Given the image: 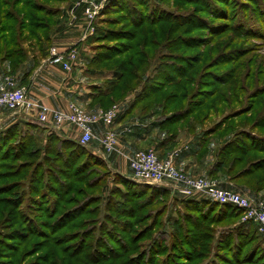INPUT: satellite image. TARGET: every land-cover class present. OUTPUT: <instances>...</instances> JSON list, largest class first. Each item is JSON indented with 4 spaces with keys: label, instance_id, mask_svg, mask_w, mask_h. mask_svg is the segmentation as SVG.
<instances>
[{
    "label": "trees",
    "instance_id": "1",
    "mask_svg": "<svg viewBox=\"0 0 264 264\" xmlns=\"http://www.w3.org/2000/svg\"><path fill=\"white\" fill-rule=\"evenodd\" d=\"M48 1L60 3L66 0H0V67L6 66L7 75L23 71L22 83H27V79L38 67L41 59L49 55L51 37L58 23L60 8L47 4ZM122 1L108 0L101 12L110 10V12L120 13L112 18H105L104 22L109 28L99 35L98 38L101 40L96 43L102 42L103 44L99 46V50L97 49L89 61V65L99 69L90 73L108 74L109 76L106 77L102 86L90 88L89 107L91 109L98 108L101 112H106L117 108L119 112L115 119L116 122L132 120L137 111L140 115L138 117L140 122H147L153 116L152 113L158 110L162 118L160 121H154L160 123L154 124L153 127L166 129L175 128L189 118L195 121L189 124L202 123L201 121H205L210 113H218L223 105L229 107L237 101V92H243L245 87H237V69H233L232 65H236L244 54L237 48L231 49L229 42L223 45H213L217 37L227 32L233 31L236 34V30L229 26L223 28L219 22V20L227 19L226 12L219 7V11H216L214 15L220 17H215L216 21L211 23L200 16L205 13V9H207V14H212L211 10L204 6L198 8V11L195 8L191 12L185 10L181 14H175L152 6L149 0H128L126 5ZM249 1L255 2L256 0ZM222 2L227 5L226 0ZM204 3L203 0H182L183 5ZM196 30L209 32V36L191 35V32ZM106 42L108 44H105ZM211 45L214 47L208 48ZM222 46L227 49L215 53L218 48H223ZM28 48L33 51L37 50L39 54L30 56ZM191 48L204 49L196 54H188ZM160 50H166L168 53H161L160 61H158L156 58L159 57ZM153 61L158 62L153 63ZM260 87L256 86L250 92L248 103L242 108L241 114L257 109L255 120L243 123L244 128L235 132L234 137L220 147L209 171V179L217 181L222 187L229 188L228 184H232L236 190L248 194H250L248 190L255 193L264 191V112L262 113L257 108L259 105L255 102L257 98L264 95V88L261 90ZM222 88L225 90L220 92ZM134 92L136 94L133 101L129 106L123 107L122 103L125 102L126 97ZM164 112L170 114L164 116ZM260 113H262L260 118L263 122H258ZM199 119L200 122H197ZM249 123H251L250 129L246 130L245 126ZM223 124L224 122H218L206 134L212 135L219 132ZM26 126L27 131H22L19 124L10 125L0 131V157L6 155L9 150L13 152V155H6L5 160L10 158L18 160L22 156L31 157L41 151L40 148L38 151H28V149L35 148L39 143L38 136L44 129L43 125L35 121ZM175 136L169 134L168 138L158 143L157 149L160 156H157L160 159L172 150L174 146L172 140ZM196 144V147H199V143ZM12 146H14L13 151L10 149ZM41 152L45 154V158L51 157V160H46L49 167H46L44 173H40L42 177H46L49 182L58 184V186L60 179L68 180L69 185L60 191L47 186L46 180V191L43 192L45 196L42 204L38 199L31 198L26 201L25 197L20 198V194H17L13 187L16 182L0 185V228L12 226L8 232L0 230V264H22L42 249H45L44 254L26 264H70V259L79 256L81 259L77 261L78 264H94L95 260L99 262L113 261L115 258L121 260L123 256L129 254L132 256L126 262L129 263L131 260L133 264H141L143 261L146 264H185L184 262H193L202 258V253L207 252L208 246L205 242L208 241V236L205 232L208 230V225H216L224 220H237L242 215L239 209L231 205L218 204L204 198L179 197L183 199L181 205L186 211L179 214L178 220L171 224L168 232H165L166 229L162 226L159 228L164 234L162 241L168 237L172 239L169 248H173V252L166 250L159 242L157 243L156 238L150 239V242L138 251L139 242L145 238L146 232L155 226L157 210L150 218V224L145 226L143 231L134 234L132 239L115 238L117 235L115 227L123 224L124 221H129L126 225H130L137 219L138 212L152 206L157 197L169 195L170 191L162 186L137 183L121 178L122 183L130 187L132 191L131 199L137 201L132 206L135 215H133L134 212L129 211L130 214H127L124 220L117 219V216L113 220L107 217L106 223L108 221L111 227L108 228L107 224H103L102 228L101 226L94 228V232L99 230L98 233L102 236H98L89 245L85 239L91 236V234L88 235L90 228L77 227L75 221L82 217H87L84 224L90 221L89 217L95 215L96 212L92 208L96 201L81 190H74L71 183H83L86 180L91 173L86 167L90 161L98 167H104L105 161L92 153L89 148L80 146L76 141L61 138L53 132L45 139V146ZM82 158L84 160H81ZM5 160L0 162V169L6 168ZM38 169L37 174L40 172V167ZM81 170H84L83 173L80 172ZM9 171L6 170L0 175L11 173ZM21 176V173L13 175L14 178H21ZM6 177L8 176H0V179ZM100 177H95L94 181L89 183L90 189L94 187H92L94 182V185H97L96 181H100ZM117 177L120 179L119 176ZM48 192L54 196L53 199L48 198ZM34 193L37 194V192ZM71 194L73 195L70 196ZM74 196L84 198L77 202L78 199ZM120 196L123 198L121 194ZM262 201L264 202V198ZM23 205L26 210H22ZM166 205L168 206L167 202ZM125 207L127 205L117 201L111 209L120 214V211H125ZM33 211L40 215L36 214L35 219L31 218L32 215L26 216L27 213L32 214ZM68 228L78 230L61 237H51ZM132 228L133 226L130 225L128 230L127 227L123 230L120 227L117 231L120 230L123 235H126ZM43 229H48L50 235L44 234ZM230 232L226 234L220 232L217 239L219 242L222 238L225 240L226 248L222 251L226 254L231 256L239 253L238 256L243 258L237 260L241 262L243 259L251 260V262L246 260L247 262L241 264H254L252 258L256 257L257 253L264 256V249L256 246L257 243L252 235L242 234L236 230ZM33 237H39L42 240L21 252V248ZM66 237L73 238L65 242ZM107 240L120 250L109 248V244L105 242ZM245 240L246 242L241 247L242 241ZM219 242L214 246L215 251L222 247ZM250 242L254 244L247 250ZM42 243L45 244L42 246ZM67 245L72 246V252H69ZM75 249L76 252H73ZM163 254H165L164 258L158 260L157 258ZM157 255L158 257L155 258ZM120 264L123 263L120 262ZM258 264H264V260Z\"/></svg>",
    "mask_w": 264,
    "mask_h": 264
},
{
    "label": "rangeland",
    "instance_id": "2",
    "mask_svg": "<svg viewBox=\"0 0 264 264\" xmlns=\"http://www.w3.org/2000/svg\"><path fill=\"white\" fill-rule=\"evenodd\" d=\"M67 1L68 0H66L65 2L64 1L60 2V3L48 1L47 4H49L53 7L54 6L61 7ZM76 1H75V3H76ZM127 1L128 0H123L122 2H124V4L126 5ZM149 1H150L151 5L153 4L152 6L158 7V9L161 8L162 10L169 11V12L175 13V14L176 13L181 14L185 10L191 12L195 8H196L195 10L198 11V8H202L204 6L205 8L210 9L212 14H210V15L207 14V12H206L207 9H205V13L201 14L200 16L203 19L208 20L211 23L216 21L215 17H220L217 15H214V13L216 11L217 12L219 11L218 8L220 7L219 9L226 12L227 16H228V17H226L227 19L219 20V22L223 25V28H226L225 26H229L233 30H236V34L233 31L227 32L226 34H223V35L217 37L213 42V45L214 44H222L223 45L224 43L229 42L228 45L229 44L231 45L230 46L231 49L237 48L241 53L244 54V57L240 61H238V63L236 65L235 64L232 65L233 69H237V73H236V78L238 79L237 87L238 88H242V86L245 87L243 89L244 90L243 92H240V91L237 92V95H236L237 101H235V103L233 102L232 105H230L229 107L223 105L221 107V110L218 113H212V114L210 113L207 116V118L205 119V121H201L202 123H195L194 125L189 124V122H195V121H193L192 118H189L186 120V122L182 123L181 125H179L175 128L170 127V128H166V129H162V128L158 129L156 127H153V126H155L154 124L160 123V122H154V121H160L162 118V115H160L158 110L156 111L157 113L156 112L152 113L154 117L152 116L150 118V120H148L147 122H140V119L138 118L140 116L138 114V111L135 113L134 117L132 118L133 121L128 122V124H133V123L143 124L144 127L141 126L140 128L145 131V133H144L145 135H149V137L147 136L148 137L147 140L143 143L144 147L140 148L139 150L151 149V150L155 151L156 153H158L159 152V150L157 149L158 143L161 142L162 140H164L165 138H168L169 134L176 135L175 138L173 137L174 139L172 140L173 145H174L172 150L167 152L165 154L164 158L167 155H169L170 153L177 151L179 149L178 145L180 143V139H179L180 137L183 138L184 141L191 139V141L194 140L193 143L198 142L199 147H196V149L194 151V155H197L198 162H200L201 164L198 165L197 168L195 167L196 168L195 171L196 170L197 171L194 173V175H196L197 177L210 178L209 177V171H210L212 165L214 164V162L216 160L215 156H216L217 151L220 149V147L225 142H229L234 137L233 134L235 132L244 128L243 123L253 122L256 118L255 113H256L257 109H255V110H253L247 114H243V115H241V114L243 112L242 108L246 107L245 105L248 103V95L250 94V92L254 88H256V86H258V87L261 86L260 87L261 90H262V88H264V87H262V86H264V12L263 13L260 12L261 11L260 9H262L264 11V0H256L255 2L254 1L250 2L249 0H226L227 5L223 4V2H222L223 0H203V2H205V3L200 4V5H194V4L183 5L182 0H149ZM75 3H74V6H75ZM181 4H182V6H181ZM103 9H104V7H103ZM102 10H101V12H102ZM257 10L259 11V13ZM101 12L98 15V17L96 18L92 32L87 35V42L89 45V52H90L89 55L90 56L87 57V63H84V67H85L84 72L87 74L88 77L90 76L91 80H94V77H97L96 81L97 82L99 81V83L96 85H93V86H102L104 80L108 76V74L107 75H103V74L102 75H98V74L95 75V74L90 73V72H96L97 70H99L96 67H94L93 65L92 66L89 65V61L93 58L94 54L97 52V49L99 50V48H100L99 46H101L103 44L102 42L96 43V41L101 40V38H98L99 35L101 33H103V31L106 28H109V26L104 22L105 18H112L114 16H117L118 13H120V12H116V11L110 12V10L104 11L103 13H101ZM194 34L195 35L200 34L198 36H202V37L203 36L204 37L209 36L208 35L209 32L199 31V30L191 32V35H194ZM105 44H108V43L106 42ZM25 46L27 48V45H25ZM213 47L214 46L211 45V47L209 46L208 48H213ZM203 49H201V48L200 49L199 48H193L192 49L191 48L188 50V54H196ZM226 49L227 48H225V47L218 48L215 53L223 52ZM28 50L30 52V56L36 55L38 53L37 50L33 51L30 48H28ZM64 51H66V50H64ZM161 53L167 54L168 52L166 50H160L159 57L156 58V59H158V61H160L159 58H161L160 57ZM157 62L153 61V63H157ZM70 71H71V69L69 71H66V72H70ZM224 90L225 89L222 88L220 92H223ZM237 90H239V89H237ZM135 94L136 93L134 92L131 95L126 97L125 102L122 103L123 107L129 106V104L133 101ZM255 102L259 105L257 108H259L260 111H262V113H263L264 112V95L257 98ZM77 105L84 108V105L82 104L81 101H79L77 103ZM112 109H114V108H112ZM237 112H239V113H237ZM262 113H260V115H258L259 118L261 117ZM166 114H170V113L169 112L163 113L164 116ZM223 118H224V121H222ZM197 122H200V119ZM218 122H224L220 131L217 133L215 132L212 135H207L206 133L209 132ZM258 122H263V119L260 118V120ZM32 123L33 122L26 120L25 122H17L15 124H19V127L22 131H27L28 127L26 126V124H32ZM250 124L251 123H249L245 126L246 130L250 129ZM43 128L44 129L41 130V134L39 133V136H38V142L39 143L36 144L35 148H29L28 151L29 150H37L38 151L39 148L42 151V149L45 146V139L50 135V133L53 132L56 135H58L59 131L56 132L47 126H44ZM146 133H150V134H146ZM181 133H182V136H180ZM87 148H88V146H87ZM10 149H12V151H13L14 146L10 147ZM41 151H38L36 154H34V156H31V157L30 156H22L18 160H16L15 158H10L9 160H5L6 155H11V156L13 155V152H10V150L7 152L6 155H2L0 157V162H3L5 160L6 168L0 169V173L5 172L6 170H10L9 172H11V173L0 175L2 177L8 176L5 179H0V185L7 183V182H16V183H14L13 187H15V191L17 192V194H20V198L25 197L26 201H28L31 198L33 200L38 199L40 201V204H42L44 202L45 194L43 192L46 191L45 182L47 179H46V177H42V175L40 173H44V171H46V167H49V165H47L46 160H51V157L45 158V154L42 153ZM98 157L103 159V157H101V156H98ZM81 160H84V159L82 158ZM203 161H206L205 167H204ZM91 162L92 161H90V163H88L86 166L88 168L87 170L91 171L90 175L86 177V180L83 183H78V182L77 183H71L73 185L74 190H81L82 192H84L85 195L92 196L93 200L96 201L93 203L92 208H94V210L97 213L95 212V215L89 217L90 221H88L86 224H84L85 223L84 220L86 221L87 217H82V218L78 219L77 221H75V224H77L76 225L77 227L83 226L82 227L83 229L84 228H90V230H88V235L91 234V236L89 235L90 237L85 239L86 243L89 245H91L96 240V238L98 236L99 237L102 236L101 233H98L99 230L94 232V228H99L100 226L102 228L103 224H107V227L110 228L111 224L108 221L106 223L107 217L112 219V220L116 216H117L116 218L117 219L119 218V220L126 219V215L130 214L129 211H132V213L135 211L134 209H132V206H134L135 202H137L134 199H131L132 191H131L130 187H127V185L123 184L122 180H121V178L122 179L125 178V179H128L129 181L136 182L133 179L132 173H130L129 170H127V171L125 170L122 173H120V172L112 169L111 167H108V165L106 163H105L104 167H98ZM18 164H21V165L18 166ZM38 167H40L39 174H37L38 170H39ZM202 167H204V168H202ZM34 169H36V170H34ZM14 170H16V171H14ZM83 171L84 170H81L80 172L83 173ZM18 173L22 174L21 178H14L13 175L18 174ZM10 176H12V177H10ZM99 176H101L99 179L100 181H96L97 182L96 186L94 185L95 184V182H94L92 184V187L93 186L94 187L92 189H90L91 185H89V183L91 181L93 182L95 177L98 178ZM117 176H119L120 179H118ZM23 178H26V179H23ZM68 185H69V181L64 180V179H60V185L59 186H58V184H55L53 182H49L47 180V186H49L50 188L59 189L60 191H62V189ZM228 185H229L228 186L229 188L236 190V188L232 184H228ZM248 191L250 193L249 194L250 196L257 198L258 200H262L264 198V191H262L260 193H255V192H252L250 190H248ZM34 192H37V194ZM120 194L122 195L123 198H121ZM38 195H41L42 197L38 196ZM72 195L73 194H71L70 196H72ZM47 196H49L48 198H50V199H53V197H54L50 192L47 193ZM74 197H75V199H78L77 202H79L80 200H83V198H84V197H80V196H74ZM143 198H145V197H143ZM39 201H37V202L39 203ZM117 201H121L125 205H127V207H125L126 208L125 211H120L121 215L115 213L111 209ZM31 202H33V201H31ZM34 202H36V201H34ZM166 202L168 203V206L166 205ZM181 202H183V199L172 194L171 192L167 196L157 197V200L155 202H153L152 206H149V207L143 209L141 212L137 213V215H136L137 219H135V221L130 224L133 226V228L129 233H127L126 235H123L120 230L117 231V228H120V227H121V230H123L126 227L128 230L130 225L127 226L126 222H129V221H124L123 224H118L117 227H115L116 228L115 233L117 232L116 233L117 235H115V238L117 237L119 240H122V238L132 239L134 234L141 232V230L143 231V228H145V226H148L150 224V222H151L150 218L153 217L155 211L157 210V214H156L157 218H156L155 226H153V228H151L148 232H146V234H145L146 236L144 239H142L139 242V244L137 246V248H139V249H137V250L140 251L144 246H146L150 242V239L156 238L157 243L159 242L163 247L166 248V250L173 252L172 251L173 248H171V249L169 248V247H171L170 243L172 242V239H170L168 237L166 240L162 241V236L164 234L162 233V230L159 228L164 227L166 229L165 232H168L169 231L168 228L172 226L171 224L178 220L179 214H183L186 211V210H184L183 206L181 205ZM110 205H111V207H109ZM129 206H131V207H129ZM25 208H26L25 205H23L22 210H26ZM36 214L40 215L39 213H35L33 211L32 214L27 213L26 216L32 215L31 218L35 219V217L37 216ZM133 215H135V212ZM148 217H149V219H148ZM48 221L49 220L47 219V222ZM34 223H36V221H34ZM81 223L84 225H82ZM122 225L124 226V228ZM93 226H95V227H93ZM11 227L12 226L9 225L8 227L0 228V230H1V232H8L11 230V229H9ZM76 228L75 229L74 228H72V229L68 228L65 230H61V231L57 232L56 235H54V236L51 235V237L57 238V237L64 236L65 234H72L73 232H77V231H75V230H78ZM207 228H208V230L205 232L206 236H208V239H207L208 241L205 242V245L208 246V249L206 250L207 252L202 253V258L195 260L193 262H184L183 261L185 264H211V263H213V264H241L242 262H247L246 260H248V259H243L242 262L237 260L238 258H243V257L238 256L239 253H238V255L234 254V255L230 256V255L226 254L224 251H222V249L226 248V246L224 245L225 240L223 238H222L221 242L217 241V239L219 238L220 232H222V233L224 232V234H226V233H231L230 231L236 230L237 232H240L242 234L244 233V234L252 235V237L255 238V243H257L256 246L260 247L261 249H264V237L259 235L257 233V231H255V227L252 223H243L241 221V218L237 219V220H231V221L224 220V221H221V223L216 224V225H208ZM40 230H42V229H40ZM43 230H44L43 231L44 234L47 233L48 236L50 235V232L48 229H43ZM70 238H73V237H66L65 242H68L70 240ZM41 240L42 239H40L39 237L31 238L30 241L27 242L21 248V252L28 250L29 248H31L33 246V244L35 242H41ZM99 240L101 241L102 239H99ZM105 242L107 244H109V248H113V250H117V251L120 250V249H117L116 246L112 242H110L109 240H107ZM162 242H163V244H162ZM218 242H219V244L222 245V247H220V249H216V251H215L214 246L216 244H218ZM245 242H246V240L242 241L241 247L244 245ZM43 244H45V243H42V246H43ZM100 244H103V243H100ZM252 244H254V243L250 242V244L247 246V250H249V248H251ZM67 247L69 249V252H72V246L67 245ZM174 249H177V248L174 247ZM44 252H45V249L38 251L37 254L29 257L22 264H26L30 261L35 260V258H37V256L44 254ZM73 252H76V249ZM103 252H105V250ZM112 253H113V251H112ZM259 254L260 253H257L256 257L255 256H253V258L251 257L254 260V264H258L259 262H261V260H264V256L259 255ZM111 256L114 257V255H111ZM130 256H132V254H129L127 256H123L121 258V260L120 259L117 260V258L114 257L115 259L113 261L105 260L104 262H101V261L99 262V260H95L94 264H120V262H122L123 264H133V261H131V260L129 263L126 262V260ZM164 256H165V254H163L159 257L157 255V256H155V258L158 257L157 258L158 260H162L164 258ZM183 257L185 258L187 256H183ZM177 258H182V257H177ZM79 259H81V256L75 257V259H70L69 263L70 264H78L79 262H77V261H79ZM248 261L251 262V260H248ZM89 264H93V263H89ZM141 264H146V262L143 261Z\"/></svg>",
    "mask_w": 264,
    "mask_h": 264
},
{
    "label": "built area",
    "instance_id": "3",
    "mask_svg": "<svg viewBox=\"0 0 264 264\" xmlns=\"http://www.w3.org/2000/svg\"><path fill=\"white\" fill-rule=\"evenodd\" d=\"M107 1H76L75 7L82 10L87 25L85 37L92 32L96 18ZM77 58L78 51L73 47L60 51L52 46L49 48L46 62L69 71ZM1 109L13 114H21L56 132L66 126L74 127L79 133L76 142L80 146L87 147L96 140L104 153L122 154L118 149L117 137L110 130L117 117L118 109L89 112L75 103L68 104L67 111L51 109L41 100L32 99L26 87L19 86L13 75L3 76L0 82ZM99 123L103 124L106 130L101 137L96 138L93 127ZM124 157L136 182L165 187L172 194L182 198H204L218 204L234 206L242 212L241 221L252 223L257 233L264 237V202L262 200L254 199L249 194L238 190L222 187L220 183L209 178L191 176L179 170L175 163L178 157L177 151L163 159H160L151 149L137 150Z\"/></svg>",
    "mask_w": 264,
    "mask_h": 264
},
{
    "label": "crops",
    "instance_id": "4",
    "mask_svg": "<svg viewBox=\"0 0 264 264\" xmlns=\"http://www.w3.org/2000/svg\"><path fill=\"white\" fill-rule=\"evenodd\" d=\"M75 1L76 0H68L64 5L59 7L60 14L58 16V23L51 37V47H56L60 51L68 50L73 47L78 51L77 61L72 63L71 71L66 72L63 71L60 66L48 64L46 62L47 57H45L41 59L38 67L33 70L32 74L27 79V83H22L23 71H19L12 75L16 78L19 86L26 87L28 94L32 99L41 100L51 109L67 111L68 104H77L81 101L85 110L89 112H101L98 108L91 109L89 107L90 88L93 85L98 84L99 81H96L97 77H94L95 81L91 80L90 76L88 77L84 72V63H87V57L90 56L87 37L84 36L87 25L82 10L74 6ZM6 69L5 65L0 67V82L3 76L7 75ZM24 120L35 122L21 114H13L1 109L0 131L17 122H25ZM132 121L133 119L125 122H116L115 120L110 127V130L117 137L118 149L122 154L104 153L96 140H93L88 145V148L92 153L103 157L108 167H111L120 173L125 170H129L131 173L124 155H130L144 147L143 143L149 137V135H145V131L140 128L141 126L144 127L143 124H128V122ZM105 130L106 127L103 126V124H96L93 127L94 136L96 138L101 137ZM58 135L61 138L76 141L79 133L74 127L66 126L59 130ZM180 136H182V133ZM179 139L180 143L178 145L179 149L177 150L178 157L175 162L176 166L181 171L191 176H196L194 175L197 171H195V169L201 164L198 162L197 155H194L197 144L196 142L193 143L194 140L191 141V139L185 141L181 137ZM156 154L160 156V152ZM203 162L205 167L206 161Z\"/></svg>",
    "mask_w": 264,
    "mask_h": 264
}]
</instances>
